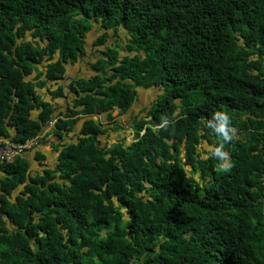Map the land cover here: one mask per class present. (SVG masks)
I'll return each instance as SVG.
<instances>
[{
    "label": "trees",
    "instance_id": "obj_1",
    "mask_svg": "<svg viewBox=\"0 0 264 264\" xmlns=\"http://www.w3.org/2000/svg\"><path fill=\"white\" fill-rule=\"evenodd\" d=\"M94 27V74L68 83L78 108L52 128L61 138L88 116L77 141L55 142L57 162L41 170L24 156L37 144L0 158V264H264V0H0L4 148L52 120L35 88L64 79ZM121 29L125 46L106 45ZM140 87L158 96L130 116L132 141L102 144L93 116L118 130L112 112ZM216 111L236 129L228 171L198 149L221 142Z\"/></svg>",
    "mask_w": 264,
    "mask_h": 264
},
{
    "label": "crops",
    "instance_id": "obj_2",
    "mask_svg": "<svg viewBox=\"0 0 264 264\" xmlns=\"http://www.w3.org/2000/svg\"><path fill=\"white\" fill-rule=\"evenodd\" d=\"M95 29H96V27H94V29L92 31L93 32H100L98 30L95 31ZM110 33H112V32H110ZM98 35H100V33L97 34L95 36V38ZM95 38L91 39L89 41L90 44L88 43V46H86V53L85 54H87V55L85 56L86 57L85 59H82V58L79 59L78 58L74 62H68V63L65 64V76H64V79H61V80H59L57 82L47 81L45 83V85L38 86V87L35 88L37 94L40 95V97H41V99L43 101L50 102L53 105L52 120H51L52 123L49 126L47 124L43 125L41 127L40 134H39V136H41V137L43 136L45 139L43 141H41V139L39 140V143L34 147L36 149L30 150V151L28 150V151L24 152V156L29 158L30 161L32 159L34 163H38V161H39V160H37L35 158L36 151L41 152L44 155V159H43L44 163H42V165H40V167H43L45 164L48 165L50 161L53 162L54 166H55V164L57 162V157H58L59 150H57V148H55L53 146V144L55 142L56 143L60 142L62 144L76 142L78 136L80 135V132H81V129H82V124H83L84 120L88 118V116H82L76 122V124L74 125V127L71 130L64 131L62 133V137L61 138H58L52 132V128H53L54 122L56 121V119L58 117H61V115L64 114L65 112H67L69 110V108H73V109L78 108V107H73V100L75 99L76 96H75V94H73L72 92H70L68 90V88H67L68 83L72 79L88 78V77H91L94 74L93 69L91 67V63L96 61V59L101 56V52L104 49V46L96 44V39ZM111 38L112 37L110 36L108 38V40H112ZM121 54H123V52H121ZM44 65L45 64L39 65L38 66V70L42 72ZM28 79H33V81L37 82L39 80L44 79V74H42L40 77L37 78V74L34 71V72H32L30 74ZM58 85H62L63 86L64 94L62 96H53L51 94V91L56 89ZM137 91L139 93L138 94L139 97H138V101L137 102H139L140 101L139 100L140 99V89H137ZM156 93H157V91H156ZM156 93H154V94H156ZM155 97L156 96H152L151 98L144 99L143 100V102H144L143 103L144 104L143 107L144 108H142V107L140 108L139 107V109H145V108H148L149 105L151 106V103L155 99ZM137 102H135V104ZM145 104H148V105H145ZM134 105H132L129 109H127L122 114L130 113V116H131L133 114L132 113V109H133ZM32 114L34 115V118H36L37 114H38V111L34 110L32 112ZM117 114H118V110L117 109L112 112V115L114 117H116ZM130 116H129V118H130ZM93 118L97 122L99 120L100 123L102 124V126L106 129L105 132H103L102 134H100L98 136V139L101 141L102 144L110 145L111 144L110 143V139L112 140V142H114L116 133L118 134L119 132H121L122 127L118 128V130H114L113 129L114 128L113 122H110L107 119V117L104 115V113L99 114V115H94ZM126 123L129 126L130 120L128 119ZM130 131L132 132L131 128H130ZM69 140H70V142H68ZM47 167H51V166H47Z\"/></svg>",
    "mask_w": 264,
    "mask_h": 264
},
{
    "label": "rangeland",
    "instance_id": "obj_3",
    "mask_svg": "<svg viewBox=\"0 0 264 264\" xmlns=\"http://www.w3.org/2000/svg\"><path fill=\"white\" fill-rule=\"evenodd\" d=\"M100 32H93V31H89L88 33H87V36H86V46H88V43H89V41L91 40V39H93V38H95V36L97 35V34H99ZM99 36V35H98ZM98 36L95 38V39H97L98 38ZM126 36H127V33H126V31L124 30V29H121L120 31H119V33H118V37H112L111 39L112 40H108L107 42H106V45L108 44V45H114V47L115 48H117L118 50H121L122 49V46H125V41H126ZM28 38H30V37H28ZM110 42V43H109ZM90 44V43H89ZM87 54H85L83 57H79V59H85ZM119 55H121V52L119 53ZM138 89H140V101L139 102H137L135 105H134V107H133V109H132V113H134V114H137V115H139V116H142V115H144L145 114V111H144V109H139V107L141 108H144L143 106H144V102H143V100L144 99H148V98H151L152 96H158L157 94H154V93H156V89L155 88H147V89H144V88H142V87H140V88H138ZM155 97V98H156ZM145 105H148V104H145ZM150 106V105H149ZM148 106V107H149ZM139 109V110H138ZM32 116L34 117V115L32 114ZM129 116H130V113H125V114H120V115H116V117H115V120L114 121H118L121 125H122V130H121V132H119L118 134L116 133V136H115V139H114V142L115 141H117V140H119V139H121L122 137H123V140H124V142L125 143H130L131 141H132V138H131V134H130V128H129V126L127 125V120L129 119ZM104 123V122H103ZM132 133V132H131ZM68 142H70V140L68 141ZM110 143H113L112 142V140L110 139ZM209 148H211V146H208L206 143H205V141H202L201 142V144H199L198 145V149L199 150H201V151H204V150H209ZM204 154V153H203ZM30 157V156H29ZM39 162H42V163H44L43 162V160L42 161H38V163H34L33 162V160L31 159V169L32 170H41L43 167H40V164H39ZM45 166H51V167H53L54 166V163L53 162H49V164L47 165V164H45ZM185 169H186V171L188 172V173H190L191 171H190V167L189 166H185ZM195 178H198V176L197 175H195Z\"/></svg>",
    "mask_w": 264,
    "mask_h": 264
},
{
    "label": "clouds",
    "instance_id": "obj_4",
    "mask_svg": "<svg viewBox=\"0 0 264 264\" xmlns=\"http://www.w3.org/2000/svg\"><path fill=\"white\" fill-rule=\"evenodd\" d=\"M92 30L93 28L91 31ZM51 123L52 122L50 121L47 125L49 126ZM169 123V119L165 117L162 119L161 123L157 125V128L166 129ZM208 127L212 128L221 139V142L218 143V145L209 148V151H211L213 157L220 161V170L228 171L232 167V164L229 159V153L225 150V145L233 141L236 129L231 126L229 115L223 111L214 112L212 119L208 121Z\"/></svg>",
    "mask_w": 264,
    "mask_h": 264
},
{
    "label": "built area",
    "instance_id": "obj_5",
    "mask_svg": "<svg viewBox=\"0 0 264 264\" xmlns=\"http://www.w3.org/2000/svg\"><path fill=\"white\" fill-rule=\"evenodd\" d=\"M1 140L2 139L0 138V158H5L8 161H10V160L13 159V156L17 152H19V151H21L23 149H26V148H30V147H32L35 144H38L39 136L33 137L29 141L24 142L22 144H13V143L6 142V145H7L6 148H4L2 146Z\"/></svg>",
    "mask_w": 264,
    "mask_h": 264
}]
</instances>
